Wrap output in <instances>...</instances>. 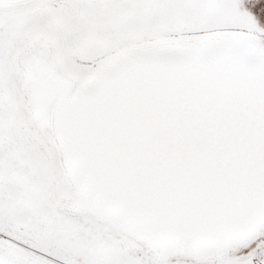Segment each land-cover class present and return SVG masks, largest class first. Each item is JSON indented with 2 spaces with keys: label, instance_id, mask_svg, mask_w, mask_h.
Instances as JSON below:
<instances>
[{
  "label": "snow or ice",
  "instance_id": "6c2138e0",
  "mask_svg": "<svg viewBox=\"0 0 264 264\" xmlns=\"http://www.w3.org/2000/svg\"><path fill=\"white\" fill-rule=\"evenodd\" d=\"M0 264H264V0H0Z\"/></svg>",
  "mask_w": 264,
  "mask_h": 264
}]
</instances>
